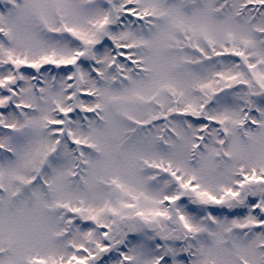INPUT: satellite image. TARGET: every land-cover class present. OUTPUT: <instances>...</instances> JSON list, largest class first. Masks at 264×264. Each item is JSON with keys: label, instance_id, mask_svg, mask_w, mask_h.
Instances as JSON below:
<instances>
[{"label": "snow or ice", "instance_id": "snow-or-ice-1", "mask_svg": "<svg viewBox=\"0 0 264 264\" xmlns=\"http://www.w3.org/2000/svg\"><path fill=\"white\" fill-rule=\"evenodd\" d=\"M0 264H264V0H0Z\"/></svg>", "mask_w": 264, "mask_h": 264}]
</instances>
